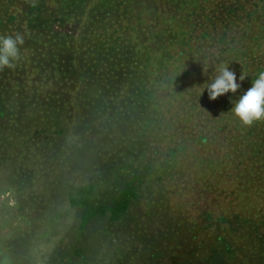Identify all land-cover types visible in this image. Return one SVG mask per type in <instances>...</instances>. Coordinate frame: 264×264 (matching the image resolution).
Returning <instances> with one entry per match:
<instances>
[{
  "label": "rangeland",
  "instance_id": "1",
  "mask_svg": "<svg viewBox=\"0 0 264 264\" xmlns=\"http://www.w3.org/2000/svg\"><path fill=\"white\" fill-rule=\"evenodd\" d=\"M13 32L0 264H264V121L232 113L264 0H0ZM220 64L240 88L210 100Z\"/></svg>",
  "mask_w": 264,
  "mask_h": 264
},
{
  "label": "clouds",
  "instance_id": "2",
  "mask_svg": "<svg viewBox=\"0 0 264 264\" xmlns=\"http://www.w3.org/2000/svg\"><path fill=\"white\" fill-rule=\"evenodd\" d=\"M26 36L27 33L22 32L0 34V71L16 66V62L21 58ZM244 79L245 75L242 74L240 80ZM205 87L209 99L216 100L226 93H236L240 84L237 83L235 73L229 70L227 65L220 64L211 82ZM232 113L245 127H252L264 121V71L258 74L252 81V86L234 104Z\"/></svg>",
  "mask_w": 264,
  "mask_h": 264
}]
</instances>
